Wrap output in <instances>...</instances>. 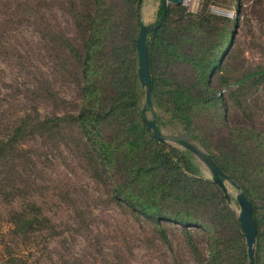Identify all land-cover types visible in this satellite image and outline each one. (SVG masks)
Segmentation results:
<instances>
[{
	"label": "trees",
	"instance_id": "16d2710c",
	"mask_svg": "<svg viewBox=\"0 0 264 264\" xmlns=\"http://www.w3.org/2000/svg\"><path fill=\"white\" fill-rule=\"evenodd\" d=\"M142 1L67 0L80 42L57 33L52 39L60 47L62 67L75 69L80 101L75 110L45 117L33 105L32 111L15 118L0 135V166L7 169V175L0 177V190L6 198L19 190L10 181L20 176L15 162L26 156L22 151L29 136L65 133L78 142L92 176L109 185L113 199L158 224L177 223L187 228L189 237V228L204 230L211 249L208 264H248L245 234L222 189L201 176L193 153L160 142L147 125L137 49ZM205 1V8L196 13L182 5H168L164 22L149 35L153 117L161 131L168 124L178 125L242 187L258 228L255 262L264 264V131L251 122L230 123L222 94L224 87H237V91L250 82L259 87L264 66L234 83L226 72L213 78L214 71H223L221 55L231 41L235 20L211 13V0ZM212 2L219 4V0ZM162 63L169 68L182 63L191 73L179 76L171 69L162 70ZM52 95L59 99L53 91ZM203 110H213L219 119L212 117L216 122L211 130L198 126L197 116ZM8 222L16 249L5 242L0 264H42L19 248L31 243L36 233L55 230L38 201L24 198L9 210ZM191 246L199 256L196 243Z\"/></svg>",
	"mask_w": 264,
	"mask_h": 264
},
{
	"label": "rangeland",
	"instance_id": "374dc122",
	"mask_svg": "<svg viewBox=\"0 0 264 264\" xmlns=\"http://www.w3.org/2000/svg\"><path fill=\"white\" fill-rule=\"evenodd\" d=\"M211 1V13L235 20L231 41L221 55L223 71H214L213 78L226 72L230 83H234L244 73L264 66V0H238L235 4L230 0H219V4ZM161 2L142 1L145 24L159 21ZM205 4V0H193L182 6L196 13ZM71 15L67 0H0V135L17 116L32 111L33 105L42 117L76 109L80 100L75 69L62 67L60 47L52 39V34L57 33L80 42ZM161 69H171L179 76L191 73L190 67L182 63L170 68L162 63ZM214 84H218L215 79ZM236 88L222 89L229 122H251L264 131V82L259 87L250 82L240 91ZM52 91L59 99L53 98ZM146 116L151 119L153 112ZM212 117L219 121L213 110L199 112L198 126L211 130L216 122ZM162 132L166 136L184 135L173 124L163 126ZM193 142L207 152L197 141ZM23 149L26 156L15 162L20 176L12 181L8 178L18 184L19 190L8 198L0 190V247L9 242L16 249L8 213L24 198L33 197L55 230L38 232L31 243L20 244L19 248L42 264L62 260L81 264H208L211 249L204 230L189 228V237L187 228L167 221L158 224L113 199L109 185L92 176L84 151L67 134L29 136ZM193 160L201 176L211 178L207 165L195 155ZM2 165L1 179L7 175ZM225 183L232 197L229 206L238 215V189L229 181ZM192 242L198 246L199 256L194 253Z\"/></svg>",
	"mask_w": 264,
	"mask_h": 264
},
{
	"label": "water",
	"instance_id": "95a60500",
	"mask_svg": "<svg viewBox=\"0 0 264 264\" xmlns=\"http://www.w3.org/2000/svg\"><path fill=\"white\" fill-rule=\"evenodd\" d=\"M183 2H184L183 0H162L161 2L162 14L159 22L153 25H147L143 22L141 26L140 34L137 40V49L139 55L138 73L141 84L145 88L146 104L142 109L145 116L147 112L153 111L152 80L150 74V60H149V35L152 30H154L164 22L168 12L169 3L182 5ZM146 122L148 127L152 130L153 134L157 137V139L160 142H165V141L174 142L180 145L181 147H183L184 149L190 151L198 158H200L209 168L211 172V179L224 192L228 203L231 202V198L225 182L226 181L231 182V184L238 189V194L236 195V201L240 207L238 218L246 238L248 260H249V264H256L255 250L257 243L258 228L255 218L253 216V205L251 201L247 198L245 191L242 189V187L237 182H235L231 177L225 174L223 170L220 168V166L217 164L215 159L212 157V155L205 152L199 146H197L192 141L191 136L189 135L166 136L158 127L154 117L149 119L146 116Z\"/></svg>",
	"mask_w": 264,
	"mask_h": 264
},
{
	"label": "built area",
	"instance_id": "2783aa9c",
	"mask_svg": "<svg viewBox=\"0 0 264 264\" xmlns=\"http://www.w3.org/2000/svg\"><path fill=\"white\" fill-rule=\"evenodd\" d=\"M183 1H184V3H186L188 5H190L193 2V0H183Z\"/></svg>",
	"mask_w": 264,
	"mask_h": 264
}]
</instances>
